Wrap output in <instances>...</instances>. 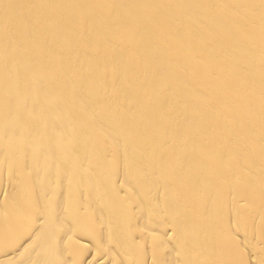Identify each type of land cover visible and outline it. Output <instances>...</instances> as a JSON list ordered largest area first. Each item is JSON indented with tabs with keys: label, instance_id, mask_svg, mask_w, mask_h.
<instances>
[{
	"label": "bare ground",
	"instance_id": "obj_1",
	"mask_svg": "<svg viewBox=\"0 0 264 264\" xmlns=\"http://www.w3.org/2000/svg\"><path fill=\"white\" fill-rule=\"evenodd\" d=\"M0 264H264V0H0Z\"/></svg>",
	"mask_w": 264,
	"mask_h": 264
}]
</instances>
